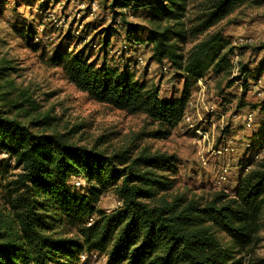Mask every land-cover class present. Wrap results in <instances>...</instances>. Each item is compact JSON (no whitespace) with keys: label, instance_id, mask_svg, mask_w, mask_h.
<instances>
[{"label":"trees","instance_id":"1","mask_svg":"<svg viewBox=\"0 0 264 264\" xmlns=\"http://www.w3.org/2000/svg\"><path fill=\"white\" fill-rule=\"evenodd\" d=\"M104 1L118 17L125 10L149 9L151 21L158 26L145 40L139 39L137 29L127 27V42L150 47L153 61H166L181 72L184 81L179 96L159 98L156 90L134 81L128 68L96 67L78 53L56 56L51 63L61 67L68 82L89 99L131 115H144L156 126L148 137L165 140L181 122L192 84L205 77L202 60L222 39L215 34L184 58L177 44L184 38L187 0ZM263 2L206 0L198 28L205 31L235 10ZM108 46L106 39L100 43L102 50ZM233 51L232 47L216 59L215 76L231 71ZM241 69L245 80L248 67ZM242 106L239 101L237 108ZM0 153L21 171L3 197L11 214H0V264H66L70 258L75 260L70 264H79L80 255L91 253L105 256V264H239L233 253L222 248L215 233L226 235L237 254L259 242L264 163L239 180L235 198L219 192L202 205L197 199L169 194L173 187L168 176L175 173V166L165 155L146 148L136 155L128 151L106 154L69 144L61 135L34 133L0 112ZM71 178L83 180L87 191L79 194L69 187ZM109 188H114L120 207L104 214L95 204ZM92 218L95 221L87 226ZM63 222L79 228L82 245L56 231Z\"/></svg>","mask_w":264,"mask_h":264},{"label":"rangeland","instance_id":"2","mask_svg":"<svg viewBox=\"0 0 264 264\" xmlns=\"http://www.w3.org/2000/svg\"><path fill=\"white\" fill-rule=\"evenodd\" d=\"M205 3L206 0H187L182 20L184 38L177 44L179 53L186 58L199 43L215 34L220 35L221 43L202 60L206 80L204 99L215 103L227 117L241 109L253 112L252 127H237L229 132L231 136L249 141L250 148L239 146L228 158L208 157L203 166L198 152L203 147L204 151L208 150L209 145H200L192 132L181 133L175 128L165 140L149 138L156 126L144 115H131L99 104L68 82L61 67L54 66L51 61L65 53H78L96 67L128 68L134 81L143 83L148 90H156L159 98H177L182 90L184 76L181 72L166 61L163 62L167 70L163 72V63L152 60L150 47L127 42V27L137 29L139 39L145 40L148 32L158 26L151 21L149 9L144 6L125 10L118 17L104 0H0V112L34 133L61 135L69 144L106 154L128 151L136 155L144 148L150 153L163 154L175 166V173L168 176L173 187L171 195H184L205 205L219 193L214 177L223 167L230 171L225 184L229 191H234L235 175L245 164H251L252 171L264 163V159L258 163L252 160L256 151L264 150V2L259 6L241 7L220 23L200 31L198 25ZM159 25L165 27V23ZM105 39L109 46L102 50L100 43ZM239 39L247 43L240 45ZM232 47L231 71L215 76L216 59ZM242 67H248L245 80L239 74ZM255 75L261 76L258 82L252 80ZM197 90V84H192L190 95ZM239 101L243 104L241 109L237 108ZM218 133L216 131V135ZM20 172L14 161L0 153L2 216L11 214L3 197ZM68 186L79 194L88 189L79 178L69 179ZM119 207L114 188L106 189L95 204V209L104 214ZM93 221L95 218L88 223ZM260 225L258 244L241 254L236 253L226 235L216 232L215 236L224 250L233 253L234 261H240L239 264H263L264 210ZM78 229L63 222L56 231L82 245ZM81 257L79 264L106 263L105 257L97 254ZM70 261L75 260L70 258L66 264Z\"/></svg>","mask_w":264,"mask_h":264},{"label":"built area","instance_id":"3","mask_svg":"<svg viewBox=\"0 0 264 264\" xmlns=\"http://www.w3.org/2000/svg\"><path fill=\"white\" fill-rule=\"evenodd\" d=\"M238 41L240 45L247 43V41H243L242 39H239ZM234 57L237 59L236 55ZM166 66V63L162 64L163 72L167 70ZM259 80L260 77L256 79L257 82ZM205 81V78H203L196 82L198 90L188 100L181 122L176 127L181 133H186V131L192 132L198 138L200 145L204 146L208 143V150L204 151L203 147L198 152V158L203 166H206L208 157L228 158L237 152L239 146L243 145L245 149L250 148L251 144L249 141L237 138L236 136H231L229 132L237 127L248 129L254 124L253 112L248 109L237 110L235 113L227 117V115L220 111L215 103L206 102L203 91V83H205ZM216 131L219 132L217 135ZM218 140L220 141L218 142ZM263 159V149L256 151L252 155V160L255 163H258ZM251 168V164H245L241 171L237 172L235 175L236 181L234 191H229L225 184L226 179L229 176V169L227 167L221 168L214 177L215 188L218 192L223 193L227 197L235 198L239 180L249 173ZM89 225L90 223L87 224V226ZM91 254L95 255V253Z\"/></svg>","mask_w":264,"mask_h":264}]
</instances>
